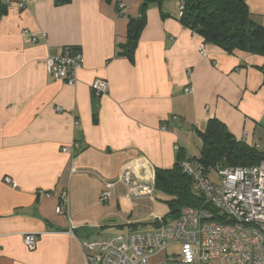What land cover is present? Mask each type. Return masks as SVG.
<instances>
[{"label":"crops","instance_id":"1","mask_svg":"<svg viewBox=\"0 0 264 264\" xmlns=\"http://www.w3.org/2000/svg\"><path fill=\"white\" fill-rule=\"evenodd\" d=\"M2 1L0 264H87L81 240L152 227L155 207L144 215L139 208L153 200L130 202L117 182L102 202V190L138 156L153 172L174 164L176 144L198 157L196 129L210 118L264 151V56L204 42L178 19L179 0L148 5L133 60L116 56V46L141 0ZM246 4L264 26V0ZM23 29L45 37L31 43ZM63 48L81 52L75 85L47 71L46 58ZM97 78L108 85L99 97L90 88ZM28 233L37 234L33 249L23 242Z\"/></svg>","mask_w":264,"mask_h":264},{"label":"built area","instance_id":"2","mask_svg":"<svg viewBox=\"0 0 264 264\" xmlns=\"http://www.w3.org/2000/svg\"><path fill=\"white\" fill-rule=\"evenodd\" d=\"M25 3L19 0L20 7ZM119 8L122 11V6ZM22 34L31 43H36L39 36L45 37L43 32L37 35L28 29ZM199 53L205 55L203 45ZM81 59L77 48H63L46 58L47 71L54 80L75 85ZM90 88L99 97L107 93V81L97 78ZM184 92L191 93L192 86L186 85ZM72 146L77 148L78 144ZM174 149L178 150L179 145ZM68 151L67 146L62 147V152ZM180 168L190 179L191 191L201 197V205L181 207L178 217L170 222L156 217V227H136L81 240L87 264H264V159L248 166L223 167L205 166L188 156L180 162ZM214 172L218 181L211 177ZM6 181L12 182L10 178ZM117 182L125 187L130 202L155 197L154 172L142 156L127 161L116 182L106 183L100 201L109 199ZM36 240L35 233L23 238L28 249L35 247ZM169 247L177 248L172 257L167 255Z\"/></svg>","mask_w":264,"mask_h":264},{"label":"trees","instance_id":"3","mask_svg":"<svg viewBox=\"0 0 264 264\" xmlns=\"http://www.w3.org/2000/svg\"><path fill=\"white\" fill-rule=\"evenodd\" d=\"M70 1L55 0V3L64 4ZM162 2L163 0H141L139 15L127 16L125 42L117 44L116 56L134 59L140 33L146 24V9L151 3ZM179 3L182 9L178 10V19L204 42L214 43L229 53L241 51L264 56V26L251 18L246 0H179ZM116 10L122 13L119 6H116ZM6 12L7 3L0 0V19ZM196 133L201 140L200 153L196 158L205 166H248L264 159V151L256 145L250 146L235 139L225 124L217 118H210L206 127L203 130L196 129ZM180 149L179 147L176 160L170 168L154 170L155 191L168 197L162 200L168 203V213L172 220L178 217L181 207L201 205V197L191 191L190 179L180 168V162L186 158ZM157 224L155 220L151 223L152 227ZM146 225L148 224H138L139 227L144 226L143 228Z\"/></svg>","mask_w":264,"mask_h":264},{"label":"rangeland","instance_id":"4","mask_svg":"<svg viewBox=\"0 0 264 264\" xmlns=\"http://www.w3.org/2000/svg\"><path fill=\"white\" fill-rule=\"evenodd\" d=\"M191 144H193L194 146H196L197 145V141L195 142V144L193 142ZM211 177L213 178L214 181H218L219 180V177L217 176V174L215 172L213 174H211ZM158 196H159L158 198L153 199V202L151 203V207L150 208L148 206L145 208L144 207V204H141V206L139 208V210L141 212L140 215H144L145 212H147L148 210L150 211V209L153 210L154 207H155V212H156L157 216L164 217L166 219V221H168V222L172 221L173 218L170 215V213H168L169 212V209H170L168 203L165 202V201H163V200H160L159 199V198H161V199H165L166 200V199H168V197H166V195H164L162 193H160V195H158ZM145 199H148V198H145ZM133 228L134 227H131V226H125L123 228V230H125V231L126 230H132ZM175 250H177L176 247H169V248H167V255H168V257H172V255H173L172 252L175 251Z\"/></svg>","mask_w":264,"mask_h":264}]
</instances>
